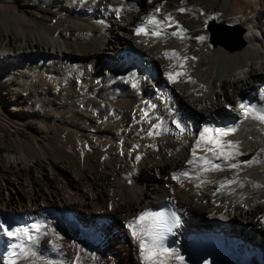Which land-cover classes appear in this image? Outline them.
Instances as JSON below:
<instances>
[{
    "label": "bare ground",
    "instance_id": "1",
    "mask_svg": "<svg viewBox=\"0 0 264 264\" xmlns=\"http://www.w3.org/2000/svg\"><path fill=\"white\" fill-rule=\"evenodd\" d=\"M0 264H264V0H0Z\"/></svg>",
    "mask_w": 264,
    "mask_h": 264
},
{
    "label": "water",
    "instance_id": "2",
    "mask_svg": "<svg viewBox=\"0 0 264 264\" xmlns=\"http://www.w3.org/2000/svg\"><path fill=\"white\" fill-rule=\"evenodd\" d=\"M210 37L215 42H221L226 45L229 49L238 48L242 43L240 41L241 30L237 27L222 26V25H211L209 27ZM238 41V45L231 46L230 39ZM131 183V180H128Z\"/></svg>",
    "mask_w": 264,
    "mask_h": 264
},
{
    "label": "rangeland",
    "instance_id": "3",
    "mask_svg": "<svg viewBox=\"0 0 264 264\" xmlns=\"http://www.w3.org/2000/svg\"><path fill=\"white\" fill-rule=\"evenodd\" d=\"M231 46H236V45H238V41L237 40H235V39H230V43H229ZM254 261H255V259H253Z\"/></svg>",
    "mask_w": 264,
    "mask_h": 264
}]
</instances>
